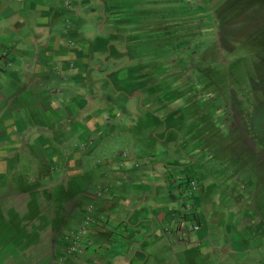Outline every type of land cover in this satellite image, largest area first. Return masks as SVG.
<instances>
[{
  "label": "rangeland",
  "instance_id": "1",
  "mask_svg": "<svg viewBox=\"0 0 264 264\" xmlns=\"http://www.w3.org/2000/svg\"><path fill=\"white\" fill-rule=\"evenodd\" d=\"M114 1L125 0L105 2ZM95 2L92 12L81 11L79 33L67 45L75 55L87 47L89 72L83 74V84L63 82L73 95L92 97L93 109L89 102L78 113L60 109L55 129L37 132L58 160L78 159L80 172L59 161L44 166L30 160L31 175H38L26 182L30 186L21 182L18 191L47 188L49 207L39 197L41 203L27 207L19 202L4 213L0 264H15L21 223L35 227L39 240L46 232L56 240L67 233L88 238L97 219L91 195L107 196L110 191L103 187L114 179L124 183L122 194L129 193L128 176L148 167L134 165L139 151L162 128L181 129L187 141L196 137L190 139L191 153L200 165L198 175L205 172L200 210L205 228L220 227L224 253L219 264H260L250 262L264 257V0H130L131 10L121 14L126 19L117 23L109 21L108 4ZM54 79L52 88L60 89L61 80L56 87ZM96 109V122L88 117L85 122L86 114ZM39 152L36 156L49 160ZM20 156L31 159V152ZM45 211L51 212L49 228ZM226 224L232 239L242 240L241 258L225 241ZM34 248L35 264H58L43 243ZM208 258L194 264H208Z\"/></svg>",
  "mask_w": 264,
  "mask_h": 264
},
{
  "label": "crops",
  "instance_id": "2",
  "mask_svg": "<svg viewBox=\"0 0 264 264\" xmlns=\"http://www.w3.org/2000/svg\"><path fill=\"white\" fill-rule=\"evenodd\" d=\"M97 1L108 4L106 0ZM128 3L130 0L108 4L109 21H124L126 18L121 14L124 9L131 10ZM91 5L92 0H0V222H3L4 213L12 211L19 202L30 207L37 201L41 203V197L46 201L44 207H49L51 191L47 188L18 191L21 182L23 187L30 186L26 182L38 175H31L30 160L44 166L59 161L65 169L71 165L80 172L78 159L64 157L58 160L37 132H52L54 121L60 120V109L69 113L82 112L87 102L93 109L92 97L73 95L63 83L70 80L74 85L83 84V74L89 72L87 47L75 55L67 45L69 38L79 33L81 11L92 12ZM52 77H55L56 87L61 80L60 89L52 88ZM63 92L71 94L67 97ZM98 112L96 109L87 113L85 122L87 117L92 123L96 122ZM79 129L86 133L98 131V128ZM153 134L154 139L139 151L140 156L133 164L152 166L155 171L146 167L147 170L143 168L128 176L125 186L130 192L127 194L119 191L124 187V183H118L122 180L114 179L112 185L103 187L110 191L107 196H102L101 192L91 195L95 199L93 215L97 219L90 226L88 238L72 237L67 233L56 240L46 232L41 237L44 239L39 240L35 227L28 228V223H21V229L16 227L23 230V235L14 246L15 264H35L34 247L41 243L48 249L50 259H59L56 260L58 264H194L196 259L205 262L208 257V264H219L224 253L219 249L224 244L220 227L216 223L205 228L207 222L200 210L201 182L205 172L198 175L200 165L196 154L191 153L194 149H190V139L196 137H188L187 141L179 128H162ZM39 149L48 161L36 156L40 154ZM25 150L31 152V159H21V152ZM26 166L28 171H25ZM67 171L73 172L72 169ZM188 177L194 179L199 188L197 196H193V206L185 210L183 204L189 195L181 189V184ZM194 211L200 224L198 231L189 229L192 221L188 216L184 217L186 212ZM45 213L48 218L43 220H48L49 228L51 212ZM214 217V214L210 217L213 222ZM225 228L227 245L236 250L233 253L240 252L239 258L243 257L244 253L238 249L242 240L235 233L238 238L232 239L229 224ZM70 247L73 250L68 252ZM255 261L264 264V257L257 256L250 263Z\"/></svg>",
  "mask_w": 264,
  "mask_h": 264
},
{
  "label": "built area",
  "instance_id": "3",
  "mask_svg": "<svg viewBox=\"0 0 264 264\" xmlns=\"http://www.w3.org/2000/svg\"><path fill=\"white\" fill-rule=\"evenodd\" d=\"M181 189L186 190L187 195H189L187 197L186 203L183 204L184 209L189 210L193 206L192 205L193 196H197L196 195V191H197L196 181L190 177L186 178L184 181H182ZM185 216H188L189 217L188 219L192 221V224L189 226V229L198 231L200 229V224L198 221L197 212L195 211L188 212V213L186 212L184 214V217Z\"/></svg>",
  "mask_w": 264,
  "mask_h": 264
},
{
  "label": "trees",
  "instance_id": "4",
  "mask_svg": "<svg viewBox=\"0 0 264 264\" xmlns=\"http://www.w3.org/2000/svg\"><path fill=\"white\" fill-rule=\"evenodd\" d=\"M81 231L83 232V230L81 229ZM81 231H79V232H81Z\"/></svg>",
  "mask_w": 264,
  "mask_h": 264
}]
</instances>
